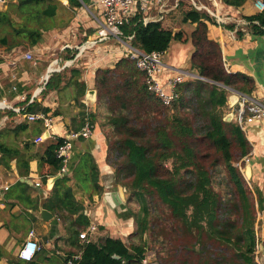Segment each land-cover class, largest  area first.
Listing matches in <instances>:
<instances>
[{"label":"trees","instance_id":"trees-1","mask_svg":"<svg viewBox=\"0 0 264 264\" xmlns=\"http://www.w3.org/2000/svg\"><path fill=\"white\" fill-rule=\"evenodd\" d=\"M53 1L10 0L0 11V54L15 48L31 50L39 44L51 27L48 19L56 13ZM66 1L74 8L87 3ZM218 1L240 7L246 0ZM165 17L145 23L137 16L121 28L122 33L135 49L164 53L173 40L184 41L182 32L164 26ZM245 19L251 22L252 32L264 34V11ZM213 21L194 6L183 13V23L196 25L189 35L190 63L201 79L180 84L178 98L169 107L147 90L144 73L126 57L113 69L95 72L97 109L82 123L87 118L106 140L107 158L116 184L125 188L135 231L128 244L110 237L81 241L79 234L89 222L67 185L68 178L62 177L55 181L44 206L69 227L67 259L80 252L76 264H142L149 248L158 264H254V202L237 165L250 146L239 124L223 120L228 91L216 85L248 94L254 84L246 76L226 72L219 45L208 38L207 23ZM70 73L78 75L75 70ZM63 79L53 74L42 94L58 89ZM78 87L76 101L85 92L83 84ZM24 112L48 114L49 108L30 103ZM62 141L58 138L49 144L38 162L44 181L59 172L61 161L55 151ZM13 159L19 177H26L29 159L0 143V164L9 168ZM90 167L96 183V169ZM17 185L25 186L19 181ZM213 244L224 251L217 253Z\"/></svg>","mask_w":264,"mask_h":264},{"label":"crops","instance_id":"crops-1","mask_svg":"<svg viewBox=\"0 0 264 264\" xmlns=\"http://www.w3.org/2000/svg\"><path fill=\"white\" fill-rule=\"evenodd\" d=\"M142 1H147L146 6L151 7L149 0ZM176 1L178 6L173 8ZM256 1L246 0L240 7L227 6L218 0L216 5L211 0H165L160 5L164 14L166 13L164 26L173 33L182 32L184 36L183 42L173 40L164 52L162 61L166 71L161 79L175 75L183 76L184 82L201 79L190 63L193 48L189 35L196 25L183 23L182 18L190 6L209 14L214 21L207 23L208 38L219 45L226 72L246 76L254 84L253 90L248 94L227 90L223 113L226 116L232 112L230 122L234 123L240 101L231 107L229 96L234 95L238 100L244 95L264 102V34L252 32L251 23L247 26L239 24L240 20L260 13L255 6ZM59 2L64 12L62 18L43 32L39 44L27 50L32 52L36 65L22 58V52H26L22 48H15L1 56L0 103L5 101L8 107L4 109L11 113L1 118L5 121L0 131V143L18 150L23 157L29 159V174L19 177L15 159L9 162V168L0 164V185L3 182L9 185V190L0 194V264L66 263L69 227L44 206L51 196L53 186L47 189L46 181L50 177L43 180L38 172V162L49 144L58 138H66L71 131L79 130L83 117L96 112L97 92L95 101L86 98L87 91L95 90V72L113 69L125 57L130 46L127 41L97 40L96 27L101 19L99 0H87L79 8L71 7L66 0ZM94 6L97 7V12L90 11ZM3 8L6 6L0 10ZM150 10L149 19H156L159 16L158 8L155 6ZM58 13L57 7L56 16ZM72 70L77 71L76 77L71 76ZM48 71L51 73L46 79ZM53 74L63 75L64 79L58 89L49 91L44 96L42 92L45 84ZM79 84L84 85L85 92L76 101ZM13 86L16 87L15 91L11 89ZM30 103L49 108L48 114L53 120L49 131L41 122H26L12 110L25 108ZM243 131L250 151L245 156L248 161L240 162L241 173L253 198L254 234L262 244L264 262V122L244 121ZM90 165L96 169V183L92 182L89 174ZM67 167L63 177L68 178L67 185L71 188L74 199L83 206V214L88 219L89 226L96 227L95 231L89 233V242L110 237L128 243L135 228L126 204L111 208L104 199L105 193L116 192L121 186L116 184L114 168L107 158V143L97 126H94L90 137L73 142ZM247 167L248 178L245 174ZM18 181L25 186H18ZM36 183H40V186L36 187ZM98 188L102 191L100 195ZM41 210L50 212L52 220L47 222L41 219ZM30 229L36 233L41 251L32 262H23L16 257V253ZM147 256L152 264H158L154 253Z\"/></svg>","mask_w":264,"mask_h":264},{"label":"built area","instance_id":"built-area-1","mask_svg":"<svg viewBox=\"0 0 264 264\" xmlns=\"http://www.w3.org/2000/svg\"><path fill=\"white\" fill-rule=\"evenodd\" d=\"M8 0H0V8L6 6ZM149 5L151 7L158 8L159 16L156 19H149V13L151 7L146 6L147 1L142 0H99L98 5L100 6V16L101 19L98 21L96 27V37L98 41L113 39L116 42L127 41L130 43L129 38L122 33V27L127 25L131 19L141 16L145 23L151 21H157L164 17V9L160 5L164 3L165 0H149ZM215 5L217 0H211ZM178 2H175L176 8ZM256 8L261 12L264 11V2L257 0L255 3ZM171 10V9H170ZM251 22L246 19L240 20L239 24L242 26H247ZM264 31V27H262ZM162 52H150L145 53L138 49L128 46L126 50L125 57L131 61L135 62L136 68L144 73V82L147 90L152 93L156 98H158L162 104L166 107L171 106L172 102L178 98L177 88L180 84L184 82V77L181 75H175L172 77H167L162 80L161 77L166 71V66L162 61ZM22 58L26 61L32 62L36 65V61L33 59L31 51L22 52ZM226 69V68H225ZM51 71H48L47 77ZM13 91L16 87L11 88ZM21 100H24L21 97ZM25 101V100H24ZM240 101L239 109L237 110L236 124H239L243 129L244 121L247 122H264V102H260L253 98L241 95L238 99ZM7 108L5 101L0 103V109ZM12 109V108H11ZM17 114L21 115L22 120L26 122H41L43 127L49 131L52 127V117L49 114L43 113H25L24 108L22 109H12ZM94 131V125L91 124L87 118L84 121L83 126L76 131H71L68 133L67 137L63 139L62 143L58 146L55 151L56 158L61 161V167L58 174L64 176L67 172V165L69 162V154L73 148V142L79 139H87L92 135ZM241 161L247 162V157H244ZM241 165L240 163L237 164ZM0 176V181H1ZM36 187L40 186V183L35 184ZM9 190V185L3 182L0 185L1 192H6ZM96 230L94 225H90L86 231L79 234V239L85 243L89 242V233ZM262 244L258 238L255 236V245L252 252L254 264H264L262 259ZM41 251V244L36 237V233L33 229H30L27 233L25 241L18 247L16 257L23 262H32L36 255ZM81 253L72 256L66 260L65 264H76L79 260ZM142 264H152L148 256L142 261Z\"/></svg>","mask_w":264,"mask_h":264},{"label":"water","instance_id":"water-1","mask_svg":"<svg viewBox=\"0 0 264 264\" xmlns=\"http://www.w3.org/2000/svg\"><path fill=\"white\" fill-rule=\"evenodd\" d=\"M211 84H216L213 82H210ZM226 90L231 91L230 89L216 84ZM95 95H96V91L95 90H90L86 92V98L90 101H95ZM228 100L231 102L230 106L232 107L234 104H236L238 102L236 96L232 95L228 97ZM233 118V113L230 112L229 114H227L226 116H224L223 120L226 122H230ZM246 177L248 178L249 174H248V167L246 168ZM63 176L57 174L56 176L50 177L49 179H47L46 181V187L47 189H51L53 184L55 183V181L59 180L60 178H62ZM24 181V180H22ZM104 199L106 201V203L111 207V208H116L119 207L120 205H123L126 203V199H125V188L123 187H119L118 190L116 192H112V193H105L104 194ZM41 214V219H43L44 221H51L53 218V215L46 211V210H41L40 211ZM117 258V257H114Z\"/></svg>","mask_w":264,"mask_h":264},{"label":"rangeland","instance_id":"rangeland-1","mask_svg":"<svg viewBox=\"0 0 264 264\" xmlns=\"http://www.w3.org/2000/svg\"><path fill=\"white\" fill-rule=\"evenodd\" d=\"M11 4V2H10V0H8L7 1V5H6V8L9 6ZM53 5L57 8L58 7V10H59V13H58V15L56 16V13H55V16L53 17V18H50V19H48V25H50V26H54L61 18H62V16H63V14H64V12L61 10V5H60V2H59V0H54L53 1ZM6 8H3L2 10H0V11H4ZM90 11H92V12H97L98 10H97V7H91L90 8ZM17 21H18V19H17ZM11 52V51H10ZM7 53H9V52H7ZM7 53H3V54H0V57L1 56H3V55H5V54H7ZM16 55V54H15ZM8 111L9 110H6V109H4V111H0V131H2L1 129L3 128V121H5L4 119L3 120H1V118H2V116H4L5 114H7L8 113ZM125 199H126V195H125ZM126 204V203H125ZM134 228H135V225H134ZM144 238H145V236H144ZM129 243V242H128ZM128 243H125V244H128ZM213 250H216V252L217 253H221L222 251H224V248L223 247H220L218 244H213ZM152 251H150L149 250V248H148V250H147V252H146V256L149 254V253H151ZM153 253V252H152Z\"/></svg>","mask_w":264,"mask_h":264}]
</instances>
